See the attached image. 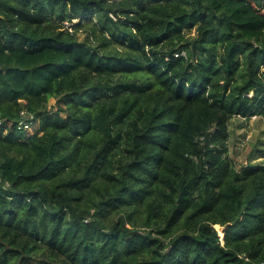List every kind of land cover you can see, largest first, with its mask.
Listing matches in <instances>:
<instances>
[{
	"label": "trees",
	"instance_id": "1",
	"mask_svg": "<svg viewBox=\"0 0 264 264\" xmlns=\"http://www.w3.org/2000/svg\"><path fill=\"white\" fill-rule=\"evenodd\" d=\"M234 117L264 120V0H0V264H264Z\"/></svg>",
	"mask_w": 264,
	"mask_h": 264
},
{
	"label": "rangeland",
	"instance_id": "2",
	"mask_svg": "<svg viewBox=\"0 0 264 264\" xmlns=\"http://www.w3.org/2000/svg\"><path fill=\"white\" fill-rule=\"evenodd\" d=\"M85 33L82 32L79 38L84 39ZM56 100L51 99V104H56ZM264 148V120L260 117L243 119L234 117L230 121L229 157L239 167L248 163L257 164L264 161L260 149ZM261 154V155H260ZM221 234L220 226H216Z\"/></svg>",
	"mask_w": 264,
	"mask_h": 264
},
{
	"label": "built area",
	"instance_id": "3",
	"mask_svg": "<svg viewBox=\"0 0 264 264\" xmlns=\"http://www.w3.org/2000/svg\"><path fill=\"white\" fill-rule=\"evenodd\" d=\"M66 25L70 26V30L72 31L71 23L66 22ZM1 124H2V120H0V125ZM18 128L26 130L28 132H33L35 130V126L33 125V123L30 120V115L25 110H23L21 112V120L18 122ZM221 239H222V237H221Z\"/></svg>",
	"mask_w": 264,
	"mask_h": 264
}]
</instances>
